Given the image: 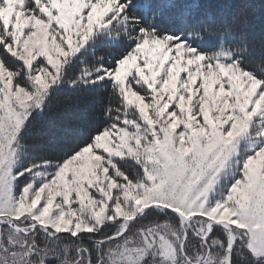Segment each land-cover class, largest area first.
<instances>
[{
  "label": "snow or ice",
  "instance_id": "6c2138e0",
  "mask_svg": "<svg viewBox=\"0 0 264 264\" xmlns=\"http://www.w3.org/2000/svg\"><path fill=\"white\" fill-rule=\"evenodd\" d=\"M264 0H0V264H264Z\"/></svg>",
  "mask_w": 264,
  "mask_h": 264
},
{
  "label": "trees",
  "instance_id": "16d2710c",
  "mask_svg": "<svg viewBox=\"0 0 264 264\" xmlns=\"http://www.w3.org/2000/svg\"><path fill=\"white\" fill-rule=\"evenodd\" d=\"M252 2L259 4L260 0H252ZM254 27L259 32L262 28H264V18H261L259 15L253 21Z\"/></svg>",
  "mask_w": 264,
  "mask_h": 264
}]
</instances>
